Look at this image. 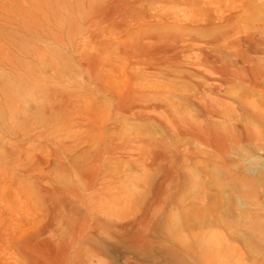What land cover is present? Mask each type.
<instances>
[{
  "label": "bare ground",
  "instance_id": "6f19581e",
  "mask_svg": "<svg viewBox=\"0 0 264 264\" xmlns=\"http://www.w3.org/2000/svg\"><path fill=\"white\" fill-rule=\"evenodd\" d=\"M39 1L0 0V23L16 25L20 30L27 29V17L33 18L39 13L54 17L56 0ZM218 8L213 12L221 15L199 29L206 36L189 34L186 28L176 33H159L152 40L161 45L163 69L169 76L190 79L194 73L201 77L192 83L195 86L192 89L197 93L198 102L194 103L199 113L197 117L202 118L203 123L189 121L190 118L185 120L182 116L175 126L184 128L189 140L223 157L229 153L227 141L232 135L227 123L221 120H227L234 110L213 96L220 97L222 90L243 80L248 82L245 85L262 88L264 92V25L250 27L242 23L243 27L238 22L243 10L233 4L224 9L225 12ZM114 11V5L109 4L99 12ZM200 15L202 17V13ZM36 18L37 24L39 19ZM170 42L173 46H168ZM14 45L6 34L0 33V115L19 120L26 97H36L39 93L40 76L34 68L36 65L31 66L33 64L30 61L28 64L26 59L30 55L32 63L38 61L40 53L25 49L26 53L22 47ZM143 48L138 47L137 52L144 56ZM96 60L88 64V69H92L89 81L92 88L87 86L82 94L71 93L69 98L61 92L53 94V99L49 97L51 104L55 102L58 107L54 106L61 112L88 102L82 112L90 124L83 134L75 133L72 126L64 128L68 115L55 113L53 108H50L53 115L41 126L48 129L38 133L28 132L20 122L16 125L10 122L11 128L16 129L13 134L18 142L14 144L26 138L36 139L45 141L49 149L40 145L29 149L22 145L11 146L0 159V200L8 201L12 208L3 207L7 217L14 213L9 226L6 223V228L4 225L0 230V264L9 263L4 258L12 250L21 257V262L15 264H247L240 245H230L224 240H198L200 232L197 235L192 230L184 234L174 227L175 215L183 216L189 224V210L180 195L191 181L186 163L200 153L186 147L189 157H179L161 141L153 142L154 149L152 142L142 134L120 140L110 133L103 126V111L92 103V97L95 92L104 90L119 93L121 84L115 82L119 71L110 66L105 72H97L101 61ZM133 78L136 82L140 80L136 74ZM133 85L137 90L133 100L137 104L149 97L150 93L145 91L151 86ZM153 95L158 96V93ZM120 96H116V103L121 101ZM129 96L126 93L123 97ZM137 109L141 113L144 108ZM241 109L242 116L251 122L249 129L244 128L247 136L252 141L263 142L264 114L246 102ZM136 145L141 146V151L134 150ZM126 157L137 172L122 176L119 165ZM259 157L264 159L263 152H259ZM250 261V264H260L257 258Z\"/></svg>",
  "mask_w": 264,
  "mask_h": 264
},
{
  "label": "rangeland",
  "instance_id": "374dc122",
  "mask_svg": "<svg viewBox=\"0 0 264 264\" xmlns=\"http://www.w3.org/2000/svg\"><path fill=\"white\" fill-rule=\"evenodd\" d=\"M44 1L49 2V0L39 2ZM198 1L56 0L54 17L39 13L36 16L39 19L37 24L35 23L37 22L36 17H27V29L19 30L16 25L0 23V33L6 34L15 45L22 47L26 53L27 50L28 52L38 50L41 55L38 61L33 63L30 55L26 59L28 64H30L29 61L33 64L31 66L36 65L34 68L41 77L38 80L39 93L37 96L28 95L26 97L24 111L19 120L0 115V159H3L6 151L12 148L11 146L22 145L29 149L32 145H40L49 149L45 141L38 142L36 139L26 138L14 144L18 142L13 134L16 129L13 130L10 124L16 125L20 122L24 125L23 128H28V132L32 131L30 133H38L44 128L47 130L48 127L41 128V126L53 115L50 112L54 110L59 114L63 112L56 108L58 105L54 101V104H51L52 95L61 92L66 93L65 96L69 98L71 93L72 95L82 94L87 86L92 88L93 84L89 82L92 69H88V64L99 59L101 64L96 68L97 72L100 70V72H105L112 66L122 73L118 72V78L115 81L118 85L121 84L119 93L104 90L95 92L92 97V103L103 111L101 117L103 126L108 128L110 133H114L120 140L123 138L125 140V137L128 139L131 135L142 134L152 144L163 142L171 152L179 157H189L186 147L196 149L200 153L197 158L186 163L191 181L180 195V199L189 210V224L183 216L175 215L176 218L175 216L174 218L177 220L174 219L173 223L178 229L176 230L185 232L184 234H189L192 230V232L196 231L197 235L200 232L198 240H224L230 245H240L241 252H245L244 258L247 264H250V260L254 258H257L260 264H264V159L259 157V152L264 154V141L255 142L249 139L244 128L247 126L249 129L251 122L244 115L242 116L244 111L241 109L246 102L264 114L262 88L245 85L248 82L243 80L241 84L238 82L240 85L235 83L229 85L227 90H222L220 97L219 95L213 96L216 99H222V103L225 105L228 103V106L234 110L233 115L230 114L227 120H221L227 123L228 132L232 135L229 142L227 141L232 153L229 150L227 157H222L208 147L189 140L184 128L175 126L174 123L180 117H184L185 120L190 118L189 121L193 120L198 124L203 123V119L197 117L199 113L194 106V103L198 102L197 93L196 89H192L195 88L193 84L201 80V77L195 76L194 73H191L193 76L190 79L181 78L179 75L169 76L168 71L165 72L163 69L165 62L163 56L160 55L161 45L152 40L159 33L164 34L170 31L176 33L186 28L189 34L194 32V35L197 33V35L202 34V37L206 36V33L199 29L205 22L207 26L213 18L221 15L213 12L214 8L219 7L218 10L225 12L224 9L232 4L243 10L242 18L238 20L239 24L244 23L245 26L250 27L264 25V0H212L213 4L209 0H201L199 1L200 6ZM109 4L114 5L116 11L110 14L99 12ZM201 13L202 17H200ZM187 32H184L186 37ZM169 44L168 46H173V43ZM140 46L146 51L144 56L137 52ZM185 70H188L187 67ZM135 74L140 78L137 82L133 78ZM134 83L142 87L154 86L159 89L155 90L150 87L149 91H145L150 93L149 97L137 104L133 100V95L137 91L133 88ZM161 91L163 94L160 93ZM126 93L130 94L128 98L123 97ZM155 93H158V96H154ZM120 95L122 96L121 101L116 103V96ZM81 104L79 107L78 105L73 108L69 107L70 110L67 108V111L63 112L66 116L68 115L64 128L72 126L74 132L79 135L83 134L90 124L82 112L87 108L88 102ZM138 107L144 108L141 113ZM50 108H53L52 111ZM36 117L38 125H35ZM24 123L29 124L26 127ZM30 125L33 126L31 129L28 127ZM155 144L152 145L154 149ZM136 146L134 150L141 151V146ZM119 167L122 176L137 172V169L130 165V158L127 157ZM7 206L12 209L8 201L2 203L0 200V230L4 225V228L7 224L9 226L12 215L11 218L14 219L12 212L9 217L6 216L8 215L5 210ZM13 242L14 240H10V243ZM258 246L261 251L258 250ZM13 247L12 245V249ZM5 257L6 263L21 262V257L14 250Z\"/></svg>",
  "mask_w": 264,
  "mask_h": 264
}]
</instances>
